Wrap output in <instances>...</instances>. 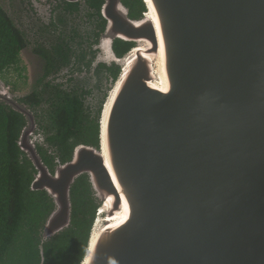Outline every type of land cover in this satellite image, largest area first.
Listing matches in <instances>:
<instances>
[{"label": "water", "instance_id": "water-1", "mask_svg": "<svg viewBox=\"0 0 264 264\" xmlns=\"http://www.w3.org/2000/svg\"><path fill=\"white\" fill-rule=\"evenodd\" d=\"M103 1L100 60L121 72L99 147L76 146L52 173L34 112L0 86L26 119L31 189L54 200L43 241L70 226L71 188L87 174L102 217L81 264H264V0H150L152 18L144 0L140 19ZM117 39L135 46L118 57Z\"/></svg>", "mask_w": 264, "mask_h": 264}, {"label": "trees", "instance_id": "trees-1", "mask_svg": "<svg viewBox=\"0 0 264 264\" xmlns=\"http://www.w3.org/2000/svg\"><path fill=\"white\" fill-rule=\"evenodd\" d=\"M103 3V0H85L82 9L78 3H68L64 10L71 16L70 32H60L50 51L44 48L36 51L45 60L44 76L72 66L71 76L65 83L67 88L64 89L62 83L48 82L20 99L34 112L39 127L37 133L45 135V140L37 143V149L52 173L59 164L71 160L76 146L100 145L105 98L94 96L93 86L74 74H81L84 67L89 70L96 57V47L107 24L101 12ZM123 3L133 19H140L147 12L144 0H123ZM27 46L25 34L0 3L1 78L10 69L21 71V52ZM134 46V42L120 39L114 42L118 57H123ZM100 67L107 69L114 82L121 72L116 64L109 67L100 64ZM97 73L101 81L102 73ZM95 88L99 92L100 84ZM25 125V117L0 100V264H40L41 245L44 264H81L102 202L88 175L83 174L71 188L70 226L43 241L42 232L55 204L45 190L31 189L37 170L18 145Z\"/></svg>", "mask_w": 264, "mask_h": 264}, {"label": "rangeland", "instance_id": "rangeland-1", "mask_svg": "<svg viewBox=\"0 0 264 264\" xmlns=\"http://www.w3.org/2000/svg\"><path fill=\"white\" fill-rule=\"evenodd\" d=\"M0 3L5 9V11L12 18L14 23L17 25V27L25 34L28 40V46L21 52V61L19 64L21 71H17L13 68L5 72L4 78L0 77V86L8 90L12 98L21 103V98L31 94L36 88H39L45 83L44 81L43 83H40L41 80L45 79L43 75L45 71V60L36 51L38 50V48H44L50 51L53 44L58 41V36L60 32L68 34L72 25V23H70L71 16L69 17V14H67L65 10H63L65 14L63 12V14H60L59 12L61 11L58 10V13L53 15L55 16V18H52V24L48 25V23L50 22V16L45 15L41 10L43 9V5L45 4L44 0H38V3L43 5H37L41 9L38 8V11L35 12V15H32L30 13L28 14L19 3V0H0ZM80 3L82 7L85 6V0H82ZM64 16L66 17L65 21L58 20L59 17ZM43 17H45V19ZM92 68H94V66L92 67L91 65L89 70L87 67L86 70L90 72ZM68 71L69 69H61L59 70V75H53V77H50L49 79L54 84H59L63 82L62 85L64 89H66L67 85L65 84V80L69 75ZM99 72L102 73V76L101 81L100 78L97 77V83H95V81L91 82V79L85 77L84 73V75L78 74L76 78L80 79L81 77H83L88 82V84H90V87L93 86L94 96H96L98 99L99 97L105 98V101L103 103L104 106L107 97L114 86V83L111 82L110 78L112 77H109L108 72L106 74L103 70ZM6 80L9 81V84L6 83ZM99 84L101 86V90L98 92L95 86H98ZM44 114L45 116H47L45 111ZM32 138L35 144L37 145V143H42L45 140V135L42 133L39 134L35 132Z\"/></svg>", "mask_w": 264, "mask_h": 264}, {"label": "flooded vegetation", "instance_id": "flooded-vegetation-1", "mask_svg": "<svg viewBox=\"0 0 264 264\" xmlns=\"http://www.w3.org/2000/svg\"><path fill=\"white\" fill-rule=\"evenodd\" d=\"M37 1L38 0H19V3L21 4V6L24 8V10L29 14H32V15H35V12H37L38 10V8L39 9H41L39 6H41V5H43V4H39V6H37L36 5V3H37ZM40 1H42V0H40ZM44 2H45V4L43 5V9H41L42 10V12L45 14V15H48V16H50V22L48 23V25H51L52 24V18H55V16H53V15H55V14H57L58 12V10H60L61 12H59L60 14H65V12H63V10H64V8L66 7V5L68 4V3H78V5L81 7V9L83 8L82 7V5H81V1H78V2H69V1H67V0H44ZM44 10V11H43ZM63 12V13H62ZM44 19H45V17H43ZM60 19H64V21H65V19H66V17L64 16V17H59L58 18V20L60 21ZM71 23V22H70ZM97 48V47H96ZM97 50V49H96ZM97 54H96V57H95V59H94V61H93V63H92V67L94 66V68H92L91 69V71L90 72H88L87 70H86V67H84L83 69V72H81V74L82 75H84L85 74V77H88L89 79H91V82H93V81H95V83H97V81H98V79H97V77L99 78V73H97V72H99V71H105V74L107 73V69L104 67V68H102V67H100V64H104V65H106V66H112V64L111 65H108V64H106V63H104L103 61H101L100 60V52H99V49L97 50V52H96ZM115 64V63H114ZM119 66V65H118ZM72 69V66L70 65V66H68V67H66V66H64V67H61L60 68V70L61 69ZM59 72V71H58ZM58 72H56V71H54L53 73H51L50 75H48V76H44V82L45 83H48V82H51V80L49 79L50 77L52 78L53 77V75H59L60 74V72L58 73ZM69 73H70V70L68 71ZM44 73H45V71H44ZM44 73H43V75H44ZM57 73V74H56ZM84 73V74H83ZM75 75V77H77L78 76V73H75L74 74ZM71 76V74H69L68 76H67V78H66V80L65 81H68V78ZM81 78H83V77H81ZM49 79V80H48ZM47 80V81H46ZM110 80H111V82H113L114 83V81H113V79L112 78H110ZM42 81V80H41ZM59 81H60V79H59ZM106 81V80H105ZM63 83V82H62ZM97 85V84H96ZM93 94H94V92H93ZM22 103V102H21ZM22 104H24V103H22ZM24 105H26V104H24ZM27 106V105H26ZM28 107V106H27ZM29 108V107H28ZM32 110V109H31ZM36 123H37V119H36ZM37 129H36V131L35 132H37L38 131V124H37V127H36ZM49 152H51L52 153V150H50Z\"/></svg>", "mask_w": 264, "mask_h": 264}, {"label": "bare ground", "instance_id": "bare-ground-1", "mask_svg": "<svg viewBox=\"0 0 264 264\" xmlns=\"http://www.w3.org/2000/svg\"><path fill=\"white\" fill-rule=\"evenodd\" d=\"M147 2H149L150 0H146ZM150 6H151V8H152V11L148 14V16L150 17V18H152V13H154V9H153V6H152V3H151V1H150ZM143 50V49H142ZM147 56V55H146ZM148 58H151V59H153L154 57H152V56H147ZM157 85L158 86H160V87H163L164 86V82H163V79L162 78H160L159 79V81L157 82ZM99 217H102V214H100V215H98ZM126 217V214L124 215V218ZM99 221H101V220H99ZM99 225V224H98ZM97 225V226H98ZM96 236H97V231H96V234H95Z\"/></svg>", "mask_w": 264, "mask_h": 264}]
</instances>
